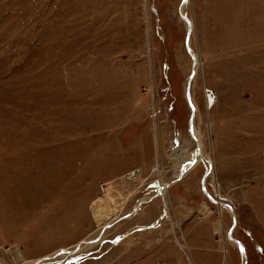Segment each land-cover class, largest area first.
Here are the masks:
<instances>
[{"label":"rangeland","instance_id":"374dc122","mask_svg":"<svg viewBox=\"0 0 264 264\" xmlns=\"http://www.w3.org/2000/svg\"><path fill=\"white\" fill-rule=\"evenodd\" d=\"M0 264H264V0H0Z\"/></svg>","mask_w":264,"mask_h":264},{"label":"bare ground","instance_id":"6f19581e","mask_svg":"<svg viewBox=\"0 0 264 264\" xmlns=\"http://www.w3.org/2000/svg\"><path fill=\"white\" fill-rule=\"evenodd\" d=\"M197 63H195V67H198L199 66V62L198 60L196 61ZM195 67L193 69H195ZM210 99H211V92L210 91H207L206 92V105H210ZM213 102V101H212ZM213 106V105H212ZM196 134V133H195ZM194 133H192V136H195L196 139H198V137L195 135ZM189 144L185 143L184 146L177 150L176 152H173V155L174 156H177V157H180L182 158L181 159V162L178 163L177 165V168L179 169V174L176 176L177 178H181L182 174L185 173V172H190L194 169L193 166L197 165L198 162L200 160H206V158L202 155V153L199 151V154L197 153H193V154H189L188 150H189ZM176 157V158H177ZM205 162V161H204ZM182 163V164H181ZM211 167V166H210ZM190 170V171H189ZM210 174V172H209ZM180 175V176H179ZM187 175V174H186ZM185 177V175L183 176ZM182 177V178H183ZM175 183V182H174ZM162 187L160 188L159 190V194L164 197L167 193V185H161ZM169 187V186H168ZM218 207H221L224 208L225 210H227L228 208L227 207H224V206H219ZM220 209V210H221ZM219 210V211H220ZM95 216L97 218V222H98V225H100L102 222H104V220L102 219V214L100 211H97L95 213ZM112 221V220H111ZM110 221V222H111ZM234 222V220H233ZM231 236V235H230ZM82 244V243H81ZM80 245V244H79ZM79 245H77L76 247H79ZM78 249V248H77ZM73 253V251H72ZM71 252L69 254H72Z\"/></svg>","mask_w":264,"mask_h":264},{"label":"water","instance_id":"95a60500","mask_svg":"<svg viewBox=\"0 0 264 264\" xmlns=\"http://www.w3.org/2000/svg\"><path fill=\"white\" fill-rule=\"evenodd\" d=\"M183 2H184V4H186L187 3V0H183ZM186 23H187V37L190 35V30H191V24H190V21L188 20V19H186ZM188 39V38H187ZM187 46H188V44H187ZM196 61H195V57H193V64L195 63ZM191 76H192V74H191ZM187 99H188V94H187ZM188 102H189V99H188ZM190 104V103H189ZM190 107H191V110H192V115H191V120H192V118H193V108H192V105L190 104ZM139 172V170H136V171H134L133 172V175H135V174H137ZM206 178V175L204 176V179ZM201 186H202V188H204V183L202 182L201 183ZM204 190V189H203ZM208 196V195H207ZM209 197V196H208ZM212 202H214V203H216V204H218L219 206H224V207H227L228 209V211L230 212V214L232 215V218H233V220H234V222H233V227L235 226V215H234V210H233V208L231 207V206H229V205H227V204H221V203H217V202H215V201H213L212 200ZM231 233L229 234V239L233 242V243H235L237 246H238V248L241 250V252H242V256H244L245 257V254H244V252H243V250H242V247H241V245L239 244V242H237V241H235V240H233L232 238H231Z\"/></svg>","mask_w":264,"mask_h":264},{"label":"snow or ice","instance_id":"6c2138e0","mask_svg":"<svg viewBox=\"0 0 264 264\" xmlns=\"http://www.w3.org/2000/svg\"><path fill=\"white\" fill-rule=\"evenodd\" d=\"M243 250V249H242Z\"/></svg>","mask_w":264,"mask_h":264}]
</instances>
